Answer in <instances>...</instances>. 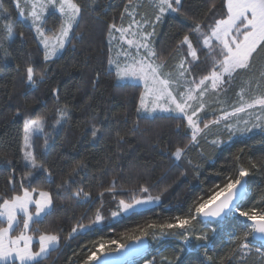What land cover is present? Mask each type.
Segmentation results:
<instances>
[{
	"label": "trees",
	"instance_id": "16d2710c",
	"mask_svg": "<svg viewBox=\"0 0 264 264\" xmlns=\"http://www.w3.org/2000/svg\"><path fill=\"white\" fill-rule=\"evenodd\" d=\"M78 2L87 4L88 0ZM125 2L126 0H95V10L89 8L83 13L77 29L79 35L72 41V45H66L57 57L45 63L43 51L36 43L33 30L27 26V22H20L18 18L15 0H4V6L11 12L16 31L24 32L26 43L16 38L15 43L8 48L11 56L0 59V193L11 194L8 177L12 169H15L16 190H20L18 178L23 175L24 168L19 147L23 136L24 114L35 118L47 113L48 124L45 131L52 132L50 125L57 118L56 108L68 105L70 119L63 123L62 130L58 126L57 132L53 133L43 162L53 171L58 184L61 182L60 177H66L77 162L85 161L88 167L79 173L77 180L80 181L79 186L91 193L94 201L89 204L74 199L67 189L58 190L55 184H48L42 173L38 174L40 178L34 180L31 186L25 183L24 186L30 190L36 188L37 194L40 190H45L53 195L55 212L32 228L36 235L40 233L35 228H39L41 232L56 231L61 234L57 250L51 252L44 264H82L93 241H102L107 250L108 247H115L112 241L126 243L125 234H138L136 230L139 227L151 223H175L176 217L188 214L194 202L207 199L216 190V186H222L226 176L234 178L238 165L242 164L247 168L250 162H254L260 169L261 161L264 160V129L261 128L248 133L238 132L229 140L222 122L219 126L207 129L206 138L198 137L199 145L191 146L186 156L180 160H176L170 153L176 146L188 143L190 130L184 128L186 121L169 118V115L152 116L141 113L145 118L139 119V126L133 131V122L138 119V95L143 91V86L138 84V87H121V84L129 82H118L114 75L106 74L107 62L104 55L107 49L106 23L119 15ZM182 2L184 6L181 12L188 17L187 20L184 16L170 13L156 27L157 48L166 57L169 52H173L178 39L189 32L193 20L200 21L205 15H213L208 12V5H217L214 10L216 18L223 15L221 0H207V3L206 0ZM147 11L151 15V9ZM96 13H99V18ZM127 20L125 17L124 26H127ZM2 23L0 20V24ZM47 23L49 27L58 26L59 14L49 15ZM193 42L195 43V37ZM182 54L187 55L186 50ZM2 55L0 50V56ZM173 55L176 53L173 52ZM198 55L200 60L193 65L192 71L197 79L207 75L211 67L204 50L199 47ZM29 56L34 66L44 74V79L37 80L36 86L28 83L15 71V65H23ZM169 63H178V58L175 61L169 58ZM260 64H264V60L258 61V66ZM55 90H59V102L54 98ZM238 91L239 87H236L228 95L235 99L234 93ZM219 98L225 99L223 95ZM207 99L211 101L215 99V95L210 92ZM228 103L231 104V100ZM211 106L219 107L215 104ZM225 107L231 111L227 104ZM236 117L227 122L235 124L240 119L239 127H243V122L249 121V117L246 118L243 113ZM214 118L215 116L209 115L204 120L206 122ZM251 121L255 122V117H251ZM177 124H181L180 129L176 127ZM93 125L102 132L96 138L91 136ZM40 135L35 134V137ZM217 138L223 142L214 146L212 141ZM35 143L39 153L42 138L35 139ZM8 160H11V165L7 163ZM114 178L117 180L115 199L112 194L105 192L104 207L101 209L107 226L102 231H88L71 239L67 238L71 228L81 222L77 218L83 217L85 225L93 218L101 203L97 199L98 193L109 188ZM248 179L250 193L242 210L251 208L258 200L261 190H264V169L250 170ZM140 186H149L152 195H160V200L150 207L136 210L138 214L129 213L121 218L108 220L110 210H117L116 201L129 200L127 190ZM76 187L73 186V191ZM197 220L200 219L197 217ZM226 224L222 231L218 229L216 233H210L208 241L191 239L189 248L180 239L179 233L182 230L166 229L163 236L157 232V239L148 238V252L134 259L133 264H163L164 258L171 261L176 255L180 257L176 264H240L237 258L229 260L226 257L233 247L232 235L243 231L244 227L235 217H230ZM194 226L199 227L195 222ZM249 243L254 247L261 246L253 237H249ZM201 245L208 249L207 256ZM180 248L184 251L178 252ZM247 264H262V261L252 253L247 258Z\"/></svg>",
	"mask_w": 264,
	"mask_h": 264
},
{
	"label": "snow or ice",
	"instance_id": "6c2138e0",
	"mask_svg": "<svg viewBox=\"0 0 264 264\" xmlns=\"http://www.w3.org/2000/svg\"><path fill=\"white\" fill-rule=\"evenodd\" d=\"M15 6L20 22H27V26L33 30L36 43L43 51V60L47 63L57 57L66 45H72V41L79 35L77 29L83 13L89 8L95 10V0H88L87 4L78 0H24L22 4L21 0H15ZM183 6L182 0H126L123 10L118 16L112 17L105 28L106 74L114 75L118 82H129L121 84V87H138L137 82H142L143 91L138 95L136 107L138 119L133 122V131L138 128L139 119L145 118L141 116L144 112L168 113L169 118L186 121L184 128L190 130V139L187 144L176 146L170 153L176 160L185 157L191 146L199 145L198 137L206 138L207 129L219 126L222 122L229 140L238 132L248 133L255 128L264 129V64L258 66V61L264 60V0H221L224 11L220 18H216L214 12L217 5L211 3L208 5V12L213 15H205L200 21L193 20L189 32L184 33L176 43L173 50L176 55L169 52L166 57L157 48L156 27L170 13L184 16L181 12ZM147 9H151V15ZM57 13L58 26L49 27V15L54 16ZM96 15L99 18V13ZM125 17L128 18L126 27ZM184 19L187 20L188 17L184 16ZM0 20L3 21L0 24V50L3 52L0 59H7L11 56L8 48L15 43L16 38H20L22 43H26V40L24 32L16 31L11 12L4 6V0H0ZM198 47L204 50L205 58L211 64L208 74L199 79L192 75L193 65L200 60ZM185 50L187 55L182 54ZM169 58L173 61L178 58V63H169ZM15 71L33 86H36L37 80L44 79V74L34 66L30 56L23 65L17 63ZM244 76L248 78L243 79ZM236 87H239V91L234 93L236 98L232 99L228 94ZM210 92L215 95V99L211 101L207 99ZM53 95L59 102V90H55ZM221 95L225 97L224 100L219 98ZM229 100L231 104L228 103ZM213 104L219 107H212ZM226 104L231 107V111L227 110ZM69 111L68 105L56 108L57 118L50 125L52 132L45 131L48 124L47 113L35 118L24 114L23 136L19 147L24 168L23 175L18 178L20 190H16L15 169H12L8 177L12 192L10 195L0 193V225H3L0 226V264H17V261L19 264H44L60 244V232H41L39 228H35L40 233L37 238L39 247L37 251H33L34 237L29 234V229L43 223L55 212L51 192L40 190L39 198L34 199L33 193L37 189L30 190L24 186L26 182L31 186L34 180H38V174L42 173L43 179L48 184H55L58 190L70 191L74 199L82 203H94L91 193L79 186L80 181L77 180L79 173L88 167L85 161L77 162L66 177H60L61 182L58 184L53 171L43 162L49 140L53 139V133L57 132L58 126L62 130L63 123L70 119ZM217 112L219 115H216ZM257 112L260 115L255 116V122L244 121L243 127H239L240 121L235 124L227 122L239 113L251 116ZM19 114L17 110V115ZM209 115L215 118L205 122L204 117ZM176 127L180 129L181 124ZM37 131L40 132V137H35ZM98 133L102 134L101 129L93 125L91 136L96 138ZM41 138L43 144L39 146L40 151L37 153L35 139ZM222 142L217 138L212 144L218 146ZM7 163L11 165L12 162L8 160ZM260 169H264V160L261 161ZM260 169L254 162H250L247 168L242 164L238 165L234 178L226 176L222 186H216V190L207 199L194 202L188 214L176 217L175 223H151L139 227L136 230L138 234H125L126 243L112 241L115 247H108L107 250L102 241H93L82 264H133L135 257L142 256L147 251L148 238L157 239L156 233L163 236L166 229L182 230L179 236L185 245L191 239L208 241L209 234L216 233L218 229L222 231L230 217L241 221L244 230L232 235L233 247L226 258H237L240 264H247V258L255 253L264 264V243L260 247L249 243V237L264 241V190H261L258 200L251 208L242 210L250 192V182L247 179L250 177V170ZM110 183L109 188L97 195L101 203L93 218L87 225L82 222L83 217L77 218L81 222L71 228L67 238L71 239L88 231H102L107 226L106 218L101 212L104 207L103 198L107 192L115 199L117 180L114 178ZM74 185L77 187L73 191ZM127 191L129 200L116 201L117 210H110L108 220L121 218L129 213L138 214V208L143 209L160 200V195H152L149 186ZM197 217L202 219L197 220ZM194 222L199 227L194 226ZM201 247L207 256L208 249L203 245ZM177 251L183 252L184 249ZM208 259L211 260V257ZM223 259L224 257L221 258ZM179 260V255H176L171 261L164 258L163 264H176Z\"/></svg>",
	"mask_w": 264,
	"mask_h": 264
},
{
	"label": "rangeland",
	"instance_id": "374dc122",
	"mask_svg": "<svg viewBox=\"0 0 264 264\" xmlns=\"http://www.w3.org/2000/svg\"><path fill=\"white\" fill-rule=\"evenodd\" d=\"M126 27V26H125ZM227 78V77H226ZM121 82H126V81H121ZM138 84H141L142 85V82H137ZM145 114H148V115H152V116H154V115H169L168 113H162V112H156V113H148V112H144ZM258 113V112H257ZM241 114L242 113H239V114H237V117L236 118H238L239 116H241ZM244 115H245V117L246 118H248L249 117V120H251V117L253 118V117H255L256 115H260V113H258V114H256V113H253L251 116L250 115H248V114H246V113H243ZM240 119H238L237 121H239ZM38 133H40L39 131H37L35 134H38ZM33 198L35 199V198H39L38 197V194L37 193H33ZM158 201H155V202H153L152 204H149V205H147L146 207H144V208H147V207H150V206H152V205H154V204H156ZM143 208V209H144ZM137 210H141V209H137ZM213 225H215V224H213ZM214 227V226H213ZM33 228V227H32ZM32 228H30L29 229V234H31V235H33V237H34V239H33V244H32V247H33V251H37L38 250V242H37V238H38V236L39 235H36V233L35 232H33V230H32ZM17 231H19V230H17ZM15 234H17V233H14V235ZM187 248H189L190 247V243H188L187 245H185ZM98 255H99V253H97ZM18 262V261H17ZM19 263V262H18Z\"/></svg>",
	"mask_w": 264,
	"mask_h": 264
},
{
	"label": "water",
	"instance_id": "95a60500",
	"mask_svg": "<svg viewBox=\"0 0 264 264\" xmlns=\"http://www.w3.org/2000/svg\"><path fill=\"white\" fill-rule=\"evenodd\" d=\"M248 179V178H247ZM250 193V192H249ZM199 219H202V217H198ZM253 239L255 240V241H257V242H259L260 244H262V243H264V241H260L258 238H256V237H253ZM149 248H150V241H149V239H148V242H147V251L146 252H148V250H149ZM146 252L143 254V255H145L146 254ZM142 255V256H143ZM139 257H141V256H139ZM139 257H135L134 259H137V258H139ZM90 264H92V262H90Z\"/></svg>",
	"mask_w": 264,
	"mask_h": 264
},
{
	"label": "crops",
	"instance_id": "0c3cea01",
	"mask_svg": "<svg viewBox=\"0 0 264 264\" xmlns=\"http://www.w3.org/2000/svg\"><path fill=\"white\" fill-rule=\"evenodd\" d=\"M258 114V113H257Z\"/></svg>",
	"mask_w": 264,
	"mask_h": 264
}]
</instances>
